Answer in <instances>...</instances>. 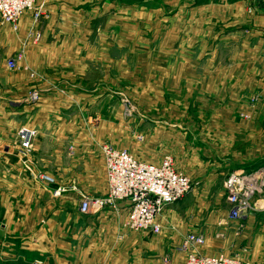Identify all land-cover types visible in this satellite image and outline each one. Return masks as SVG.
Segmentation results:
<instances>
[{"label":"crops","instance_id":"crops-1","mask_svg":"<svg viewBox=\"0 0 264 264\" xmlns=\"http://www.w3.org/2000/svg\"><path fill=\"white\" fill-rule=\"evenodd\" d=\"M39 1L47 4L50 14L38 25L39 42L26 38L27 30L37 27L30 11L21 15L17 31L0 22V47L7 57L21 53L20 71L0 75V264H33V260H40L37 264H132L127 245H117L130 236L116 234V225L130 230L125 225L128 202L119 201L116 211L107 207L88 214L79 211L81 194L105 195L102 144H112L117 129H130L137 122H121L110 113V109H122L115 95L122 81L114 73L117 68L124 73L123 65L132 61L143 71L154 65L156 92H162L157 96L164 98L171 91L176 105L148 109L143 104L142 109L141 103L143 115H154L155 134L141 139L138 154L137 149L132 152L112 145L154 163L166 154L174 158L180 148H187L190 155L193 146L204 154L195 160L203 169L194 167L197 174L187 175L205 179L204 186L236 170L255 171L262 184L251 199L254 208L241 219H229L225 201L221 213L210 215L208 229L186 231L171 223L167 227L179 244L187 233L203 235L205 241L194 247L196 253H223L253 264L261 255L264 264V218L259 227L255 218V211H264V48L253 40L255 26L264 18L263 6L257 0H197L194 4L187 0L190 8L174 10L170 16L160 10H124L119 15L120 10L111 17L128 21L116 24L112 19L108 29L116 28L113 32L93 26L91 20L99 11L80 10L68 0ZM134 14L140 20L132 21ZM120 38L123 59L113 54ZM4 64L9 70L6 60ZM95 64L103 66V74ZM125 75L128 89L124 93H128L134 79L129 69ZM139 82L136 88L148 99L147 77ZM33 84L42 92L34 103L26 99ZM22 126L35 131L26 155L19 153L17 145ZM198 130L206 131L199 141L192 138ZM168 140H174L170 147ZM215 172L219 174L212 175ZM42 174L52 181L42 179ZM58 186L65 190L54 195ZM196 189L194 185L189 194ZM222 190L226 195L223 181ZM166 210L157 216L159 232ZM91 225L107 232L90 233ZM160 255H167V262L160 257L149 264H173L174 255Z\"/></svg>","mask_w":264,"mask_h":264},{"label":"rangeland","instance_id":"rangeland-1","mask_svg":"<svg viewBox=\"0 0 264 264\" xmlns=\"http://www.w3.org/2000/svg\"><path fill=\"white\" fill-rule=\"evenodd\" d=\"M70 3L74 5L75 8H78L80 10L84 11H94L98 12V16H94V18L91 20L93 21V26L116 32V28H113L112 30L108 29V25L116 19V24H119L120 22H123L127 19L123 18H113L111 16L115 14H118L116 12H119V15H123V11L129 10L131 11H153V10H160L164 11V16H170L168 14L169 12H172L174 10H182L186 8H190L191 6L190 2L187 0H68ZM192 4H194L197 0H192ZM201 1V0H200ZM260 5L263 6L264 11V3L257 0ZM36 5H44L46 7V10L48 12L46 20L49 19L50 14L49 10L47 9V4L43 1L35 0ZM261 13V12H260ZM262 12L261 14H263ZM150 15V14H148ZM113 19V21H112ZM144 19V18H143ZM132 21H138L140 18L134 14V16L131 18ZM150 20V19H148ZM165 20V19H164ZM194 20V19H193ZM264 18L260 17V23L258 26H255V37L253 40H255V45L258 43L260 46V49L262 50L264 48ZM167 21H172V19H168ZM1 22V20H0ZM2 23V22H1ZM0 23V27L2 24ZM44 23V22H43ZM188 24H191V19L188 21ZM43 25V24H42ZM167 25V24H166ZM247 35V34H245ZM116 48L113 47V54L115 57L118 56V58L123 59V38H120V40L116 42ZM119 47L122 50H119ZM7 58V55L5 54V50H3L0 47V75H6V74H14L20 71V69H16L15 71H9L5 68V60ZM129 60V59H128ZM134 60V59H133ZM95 67L100 71V74H103V66H99L95 64ZM124 73H128V69L131 70V73L133 75V83H132V91L128 90V93H124V89H128V84L124 83L125 75L122 72V68H117V72L114 73L119 81L118 85L120 88H117V93H115L116 96H118V99L116 100V103H121L122 109H110V113H113L116 115L117 120L123 122V121H129L130 119H136L138 122L139 120L142 121L143 126H139L137 122H134L132 127L130 129L124 128L123 130L117 129L116 135L117 137L114 139L113 145L126 147L132 152H134L135 149H137V154L140 150L141 145V139L147 135V133L150 136H154L155 129L153 127L155 126L154 122L151 120V118L154 117V115H143V113L140 112L139 109H141L140 105L142 103V109L143 104L148 107V109H159V107L164 106V109H170L169 106L173 107L175 104V96L171 91L167 93L166 97H159L157 94H160L162 92H156L157 83L154 81L156 76V70L155 66L152 67H144L146 71H143V67H141L138 64L134 65V62H130V65H127V62L125 65H123ZM142 68V69H141ZM147 77V91L148 92V99L144 98L143 92H141L138 88H136V84H139V81L145 80ZM153 80V81H149ZM21 83L25 82V77L19 78ZM66 84V83H65ZM68 85V84H66ZM23 86H26V83L23 84ZM35 84L32 85L30 91L34 87ZM88 86H91V82L88 84ZM159 86V85H158ZM165 89H168L167 86L164 87ZM54 90V89H52ZM111 90H114L111 88ZM51 91V90H49ZM47 92V91H45ZM42 93V92H41ZM142 119V120H141ZM162 123V119H160ZM137 123V124H136ZM136 124V125H134ZM163 124V123H162ZM146 125H149L148 129H143ZM136 127V128H134ZM152 129V130H151ZM197 132V136H192L193 139L196 138L197 141L201 140V137L206 133L205 130H203V134H201V131ZM140 137V138H139ZM132 141V142H130ZM143 141V140H142ZM174 141V140H173ZM168 140L169 147L171 146L172 142ZM186 141V139H185ZM184 141V142H185ZM144 142V141H143ZM182 142V140H181ZM104 143H111V141H107ZM190 155L187 154V148L181 149V153L178 155H174L177 159L175 160V164L178 167V169L181 171L183 170L186 174L194 176L197 174V169L200 168L203 169V165H199L195 162L198 155L201 157L204 154H199V151H196L193 149V146L189 148ZM172 151V150H170ZM170 153V152H169ZM172 154V153H171ZM177 154V153H175ZM170 155V154H166ZM138 157V156H137ZM174 157V158H175ZM198 162V161H197ZM190 167V168H189ZM219 174L218 172L213 173L212 175ZM226 175L218 176L216 179L211 182L210 185H203L205 182V179H200L201 181H198L199 184L197 185V189L194 190L189 194L183 197L181 200L167 204L165 205L166 213H165V221H164V228L161 232L158 233H152V232H145V231H132L127 230L126 228H123L119 225H116V234H127L128 238H126L127 242H117V245H123L126 244L129 252H131V259L132 264H141L142 262L147 261L148 264L150 263V260H156L161 257L160 252L171 254V256L174 255L173 258V264H181L182 258L184 257V254H186L185 251H181L180 248H177L179 246L180 242L174 235L175 233L170 230V227H167L169 223L174 224L175 226H179L182 230H204L210 228L212 226V222H210L209 217L210 215H217L218 213H221L220 209L225 205V194L222 190V181H224V178ZM198 178V177H197ZM200 178V177H199ZM198 180V179H197ZM256 196V195H255ZM196 206V208H195ZM172 210H176V213H173ZM120 217V216H119ZM255 218L257 220V227H259V221L264 218V211H255ZM85 221H88L87 217L83 218ZM121 219V217H120ZM121 221V220H120ZM264 225V221L262 223ZM88 232L90 233H97V232H107L106 230H98L97 226L91 225L90 228H88ZM208 239V238H207ZM208 245V240H206L205 245ZM118 250V249H117ZM256 255V253H255ZM261 255L257 256V259H255L257 264H261ZM161 259L165 262L168 260L167 255H163ZM40 260H33V264H37V262ZM51 261V260H50Z\"/></svg>","mask_w":264,"mask_h":264},{"label":"built area","instance_id":"built-area-1","mask_svg":"<svg viewBox=\"0 0 264 264\" xmlns=\"http://www.w3.org/2000/svg\"><path fill=\"white\" fill-rule=\"evenodd\" d=\"M259 1L264 3V0ZM24 11L31 12L33 24L37 25L27 30L26 38L33 43L39 42L42 33L38 25L48 16L44 5H36L35 0H0V20L8 24L13 31L18 30ZM20 57V52L7 57V68L16 70ZM40 93L39 88H33L26 99L32 103L37 102L40 99ZM34 136L33 129L25 126L18 129L17 145L20 154L26 155L30 151ZM101 151L105 161V195L91 197L81 194L79 211L88 214L106 207L116 211L119 201H127L129 210L125 225L132 231L158 233L161 230V224L157 221V216L165 205L180 200L199 183L178 170L171 155H164L158 163H154L139 159L126 149L116 148L110 143H103ZM26 167L30 168L27 164ZM31 174L34 173L31 172ZM40 177L52 181L48 175L42 174ZM261 184L262 178L255 171L236 170L227 175L223 181V187L229 205V219H241L254 208L251 199L259 191ZM64 190L63 187L58 186L53 190V194L59 195ZM204 241L203 235L191 232L183 237L180 249L186 252L185 264H253L249 260H241L223 253L216 255L196 253L194 247L202 245Z\"/></svg>","mask_w":264,"mask_h":264}]
</instances>
